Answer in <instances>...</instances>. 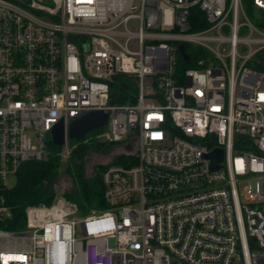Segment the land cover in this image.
Instances as JSON below:
<instances>
[{
	"label": "built area",
	"instance_id": "1",
	"mask_svg": "<svg viewBox=\"0 0 264 264\" xmlns=\"http://www.w3.org/2000/svg\"><path fill=\"white\" fill-rule=\"evenodd\" d=\"M196 47L206 59L184 67ZM261 48L241 0H0V223L8 175L47 156L58 121L106 110L124 147L101 172L105 208L27 207L24 229L0 227V264H264Z\"/></svg>",
	"mask_w": 264,
	"mask_h": 264
},
{
	"label": "trees",
	"instance_id": "2",
	"mask_svg": "<svg viewBox=\"0 0 264 264\" xmlns=\"http://www.w3.org/2000/svg\"><path fill=\"white\" fill-rule=\"evenodd\" d=\"M242 3L250 20L258 28L264 30V9L257 10L253 6L252 0H242ZM255 11L258 13L255 16L256 18L253 15ZM191 21L193 30L201 29L207 24L202 12L198 10L194 11ZM190 55L192 60L189 64L183 65L184 67L194 66L198 60L206 59L207 52L200 47H196L190 49ZM252 67L264 71V66ZM116 81L113 84L117 87L118 102H133L135 93L134 79L132 77L118 76ZM125 94L128 95L126 96ZM104 129L92 130L79 139H69V142L76 146L71 151L65 171L70 176L73 186L71 191L64 193V197L77 207L78 216H84L92 210H100L106 206L103 198L104 184L101 178L104 165L93 176L86 177L82 162L85 151L98 146L97 143H94V140L89 138ZM85 139L89 140L85 142ZM47 148L48 153L44 159L22 163L15 174V185L5 189L3 192L5 204L11 211V217L0 223V227L12 231L22 230L26 225L25 210L27 207L40 204L49 205L53 201L55 193L50 183L60 166L58 152H60L61 147H56L49 141ZM120 158L114 162L119 161Z\"/></svg>",
	"mask_w": 264,
	"mask_h": 264
},
{
	"label": "rangeland",
	"instance_id": "3",
	"mask_svg": "<svg viewBox=\"0 0 264 264\" xmlns=\"http://www.w3.org/2000/svg\"><path fill=\"white\" fill-rule=\"evenodd\" d=\"M253 15L255 17L258 15V13L255 11ZM247 63L251 66H264V48L257 50L250 57ZM89 139L94 140V143H97L98 146L96 148L88 149L87 151H85L84 156L82 158L85 173L84 175L86 177L93 176L100 170V168L104 164L118 160L121 157L122 152H124V147L122 146V143H114L109 141L105 136L104 130L98 134L92 135ZM89 139H85V142ZM75 146L76 145L71 144L68 139L66 140L65 145L61 147L60 152H58L60 158V166L57 170V174L50 183V186L52 187L55 193L53 200H55V198L57 197H62L65 199L64 193L72 190L73 182L70 176L66 173L65 169L71 151L75 148ZM15 183L16 176L14 174L8 175L7 185L9 187H12L15 185Z\"/></svg>",
	"mask_w": 264,
	"mask_h": 264
},
{
	"label": "water",
	"instance_id": "4",
	"mask_svg": "<svg viewBox=\"0 0 264 264\" xmlns=\"http://www.w3.org/2000/svg\"><path fill=\"white\" fill-rule=\"evenodd\" d=\"M179 50L184 60L188 59L183 45ZM108 120V111L92 110L84 115L70 121L67 127L63 120L58 121L50 130L51 142L56 147H63L68 139H79L92 130L101 129ZM210 161V169L217 170L222 167L224 151L221 148H214L211 152L204 154Z\"/></svg>",
	"mask_w": 264,
	"mask_h": 264
},
{
	"label": "bare ground",
	"instance_id": "5",
	"mask_svg": "<svg viewBox=\"0 0 264 264\" xmlns=\"http://www.w3.org/2000/svg\"><path fill=\"white\" fill-rule=\"evenodd\" d=\"M62 202H64V200H62Z\"/></svg>",
	"mask_w": 264,
	"mask_h": 264
}]
</instances>
